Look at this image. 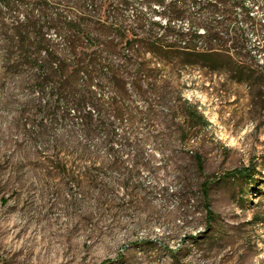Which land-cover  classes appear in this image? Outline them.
Returning <instances> with one entry per match:
<instances>
[{"label":"rangeland","instance_id":"1","mask_svg":"<svg viewBox=\"0 0 264 264\" xmlns=\"http://www.w3.org/2000/svg\"><path fill=\"white\" fill-rule=\"evenodd\" d=\"M46 1L52 67L44 75L23 62L31 51H18L22 65L0 68V264H264V29L248 27L243 7L234 8L247 28L236 55L254 71L251 82L184 55L149 53L140 57L142 76L134 61L88 79L67 51V16L81 18L76 41L88 58L97 50L115 68L128 58L122 35L148 29L134 14L165 17L138 0L124 11L118 0ZM244 6L263 23V0ZM206 18L191 5L174 24L204 33ZM55 85L88 97L94 131L75 106L61 118ZM185 99L207 126L185 116ZM117 101L133 115L108 121L101 106L123 110Z\"/></svg>","mask_w":264,"mask_h":264},{"label":"trees","instance_id":"2","mask_svg":"<svg viewBox=\"0 0 264 264\" xmlns=\"http://www.w3.org/2000/svg\"><path fill=\"white\" fill-rule=\"evenodd\" d=\"M133 1L135 0H118L115 8L124 11V9L131 6ZM138 2L156 5L154 12L161 17L164 16L165 23L162 20H152V18L146 17L144 13L136 12L134 14V21L143 26L147 22L145 26H148V29L140 33H133V36H129V33L122 35L127 37L126 42L122 45L123 52H127L128 58L125 59L121 68H115V64H111L109 60L107 64H104L102 60L99 62L96 59L97 50L92 52L90 58H88L87 53L79 48L76 41L83 38V35L80 34L83 27L81 18L66 17L63 27L69 29L67 33V51L74 57L73 60H76L74 64L79 75L86 72L89 79V76H92L95 72L105 71L113 77L118 70L127 69L135 61L136 72L139 76H142L144 62L143 59L140 60V57L149 53L156 60L167 61L174 57L180 59L184 55L191 58H187L186 62L190 65L204 63L213 71H220L225 68L231 71V78L238 82H251L255 79L254 71L251 70V72L248 70L249 67L240 65L243 60L236 55L237 51L246 47L244 36L247 28L237 23L238 17L235 15L234 8L237 6L243 7L244 20L249 24L248 27L255 29V31L264 29V21L263 23L258 21L250 8L244 6L245 0H138ZM191 5L196 6L207 15L203 24L206 27L204 33H194L191 30L186 32L174 24L175 20L189 14V6ZM72 7L78 10L77 4L72 5ZM22 10L26 12L23 14ZM48 10L49 4L46 0H0V68L13 69L18 65H22L23 63L16 55L17 52L31 51L30 61L25 58L23 62L25 64L30 62L40 73L47 74L49 66L52 67L45 45L46 36L44 32L45 24L51 18L48 15ZM35 11L38 12L37 15ZM58 18L52 19L62 21ZM117 20L110 23L113 26L125 28L123 21L119 22ZM125 31L129 32L130 30L126 29ZM87 33L91 38V32ZM94 36L98 38L97 35ZM182 61L184 62V60ZM59 69L61 70V66L56 64V70ZM52 89H54L53 92L57 94L58 99L63 100L65 104L61 111V118L68 119L70 117L69 108L75 106L76 111L82 115L84 130L88 133L94 131L93 110H87L88 97L78 96L76 93L71 92V88L69 90L64 85L63 87L55 85ZM93 100L97 103L102 101L96 96ZM116 103H120L123 110L118 111L116 107H108L103 103L100 109L102 117L109 121L112 115L115 117L133 115L132 110L121 101ZM184 108L185 116L188 119L197 120L203 127L209 124L204 115L198 111V108L187 99L184 100ZM117 111L120 113L117 114ZM103 122L106 127L112 125L111 121L108 123ZM182 134L186 135L187 133L183 131ZM243 174V172H240L242 176L237 177H245Z\"/></svg>","mask_w":264,"mask_h":264}]
</instances>
